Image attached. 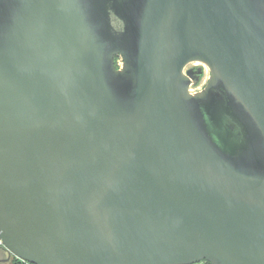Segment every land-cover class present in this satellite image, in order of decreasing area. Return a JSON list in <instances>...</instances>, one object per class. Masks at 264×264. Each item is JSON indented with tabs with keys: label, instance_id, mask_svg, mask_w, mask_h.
I'll return each mask as SVG.
<instances>
[{
	"label": "water",
	"instance_id": "water-1",
	"mask_svg": "<svg viewBox=\"0 0 264 264\" xmlns=\"http://www.w3.org/2000/svg\"><path fill=\"white\" fill-rule=\"evenodd\" d=\"M0 239L29 264H264V0H0Z\"/></svg>",
	"mask_w": 264,
	"mask_h": 264
},
{
	"label": "flooded vegetation",
	"instance_id": "flooded-vegetation-1",
	"mask_svg": "<svg viewBox=\"0 0 264 264\" xmlns=\"http://www.w3.org/2000/svg\"><path fill=\"white\" fill-rule=\"evenodd\" d=\"M119 58V57H118ZM202 64V63H201ZM197 64L196 61H192L189 62L185 65L184 67V71L186 70H194L197 67H201V72L196 76L197 77V82L201 80L203 73H204V69L202 67V65ZM202 88L196 89L195 92L201 90ZM23 261H19L18 258L12 256V255H8L5 252L0 253V264H27L26 262Z\"/></svg>",
	"mask_w": 264,
	"mask_h": 264
},
{
	"label": "rangeland",
	"instance_id": "rangeland-1",
	"mask_svg": "<svg viewBox=\"0 0 264 264\" xmlns=\"http://www.w3.org/2000/svg\"><path fill=\"white\" fill-rule=\"evenodd\" d=\"M115 62H116V64L118 65V66H120L121 65V63H122V61H121V59H120V57L119 58H116V60H115ZM197 62V64H201V62H198V61H196ZM202 65V67H203V69H204V73H203V76H202V78H201V80L200 81H198V82H196V83H194L193 85H192V87L193 88H195V89H199V88H204V86H205V84H206V82H207V80H208V78H209V75H210V70H209V68H208V66L206 65V64H201ZM19 261H22V260H20V259H18ZM24 262V261H23ZM22 262V263H23ZM202 262H198V263H193V264H201Z\"/></svg>",
	"mask_w": 264,
	"mask_h": 264
},
{
	"label": "built area",
	"instance_id": "built-area-1",
	"mask_svg": "<svg viewBox=\"0 0 264 264\" xmlns=\"http://www.w3.org/2000/svg\"><path fill=\"white\" fill-rule=\"evenodd\" d=\"M192 83L189 85V87H188V91L190 92V93H194L195 92V88H193L192 87ZM3 244H2V241H1V239H0V246H2ZM27 264H29V263H27ZM201 264H204L203 262L201 263Z\"/></svg>",
	"mask_w": 264,
	"mask_h": 264
},
{
	"label": "trees",
	"instance_id": "trees-1",
	"mask_svg": "<svg viewBox=\"0 0 264 264\" xmlns=\"http://www.w3.org/2000/svg\"><path fill=\"white\" fill-rule=\"evenodd\" d=\"M116 58H118V56L117 57H115V60H116ZM115 66H118L117 64H116V62H115ZM2 252H4L2 249H0V253H2ZM204 264H209L208 262H206V261H202Z\"/></svg>",
	"mask_w": 264,
	"mask_h": 264
}]
</instances>
